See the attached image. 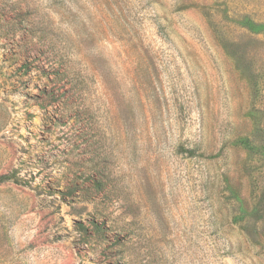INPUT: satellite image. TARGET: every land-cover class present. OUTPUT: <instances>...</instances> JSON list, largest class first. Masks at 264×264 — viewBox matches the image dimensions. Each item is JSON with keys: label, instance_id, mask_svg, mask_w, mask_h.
<instances>
[{"label": "rangeland", "instance_id": "1", "mask_svg": "<svg viewBox=\"0 0 264 264\" xmlns=\"http://www.w3.org/2000/svg\"><path fill=\"white\" fill-rule=\"evenodd\" d=\"M14 170L0 264H264V0H0Z\"/></svg>", "mask_w": 264, "mask_h": 264}, {"label": "trees", "instance_id": "2", "mask_svg": "<svg viewBox=\"0 0 264 264\" xmlns=\"http://www.w3.org/2000/svg\"><path fill=\"white\" fill-rule=\"evenodd\" d=\"M26 27H27V29L30 32L37 31V30H34L36 28V26H35V24L33 22H29L28 21L26 23ZM35 41L36 40L34 38H31L30 42L28 43L27 53H28L29 56L33 55V53H34L32 50H33L34 46L37 44V43H35ZM66 72H67V75L70 74L69 70H66ZM46 79L48 81H51V78L49 76L46 77ZM59 87H61V86H59ZM62 87L63 88H61V90L65 88V86H62ZM56 90H58V89H56ZM69 91H70V94L68 96H65L66 99H70L74 95L79 94L80 91H79V86H78L77 82H74V83L70 82ZM44 92H45V90H44ZM51 92L55 93L54 91H51ZM62 93H67V92L65 90H63ZM178 151H180L182 153H186L188 156L194 155L193 151L186 150L185 148H182V147L179 148ZM98 169H99L98 167H94L93 168V173H97L99 171ZM15 174H16V170L12 171L10 174H5V175L0 176V184L4 183V182L12 181V182L17 183V184L28 185L27 182H25L23 180H20L19 178H15ZM102 187H103V185L99 181H96V182L92 181V182L87 184L86 182H83V181L82 182H78V180L76 179V180H70L63 187L64 192H59V193L63 194L64 196H66L68 198H71L72 201L76 202L78 200H87V199L90 200V198H88V193L90 191V188H95L96 193H99L101 191ZM89 224L92 226V229H93L92 232L102 233V230H101L99 224L95 223L94 221L89 222ZM76 226L79 228L80 231L84 232L83 236H82V239H86V241H88L87 239L91 235V232H89V228H85L83 223H78Z\"/></svg>", "mask_w": 264, "mask_h": 264}]
</instances>
